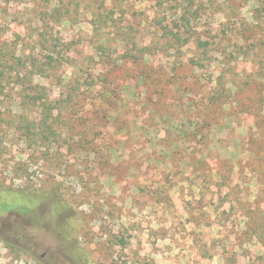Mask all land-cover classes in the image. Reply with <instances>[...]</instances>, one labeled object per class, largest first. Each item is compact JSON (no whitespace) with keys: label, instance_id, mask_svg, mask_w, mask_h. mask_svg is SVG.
<instances>
[{"label":"rangeland","instance_id":"1","mask_svg":"<svg viewBox=\"0 0 264 264\" xmlns=\"http://www.w3.org/2000/svg\"><path fill=\"white\" fill-rule=\"evenodd\" d=\"M4 57L0 189L77 247L0 203V264H264V0H0Z\"/></svg>","mask_w":264,"mask_h":264},{"label":"trees","instance_id":"2","mask_svg":"<svg viewBox=\"0 0 264 264\" xmlns=\"http://www.w3.org/2000/svg\"><path fill=\"white\" fill-rule=\"evenodd\" d=\"M178 39V38H177ZM202 45L206 44L205 41H200ZM199 42V44H200ZM17 62H20V59H16ZM2 67L5 63L9 62V58H2ZM18 62V63H19ZM23 63V62H22ZM19 76V74H17ZM21 78L23 79L26 76L25 72L21 73ZM36 94L33 96L34 98H40L42 96L41 87L36 86L35 88ZM43 112L42 117L39 119V123L41 125L47 126L50 108L48 104L42 103ZM22 118V117H21ZM24 126V125H23ZM28 128V125H25ZM5 197L4 200L0 199V203L7 206H16L25 210V206L31 207L37 202H43L47 205V212L45 214L46 218L51 222V225L55 229V232L62 237L63 249L65 252H72L77 246L75 244V237L69 234V220L72 219L73 210L69 206L67 200L58 192L57 188L53 187L44 192L34 193L29 190L24 191L22 193L13 192V191H3L0 189V195Z\"/></svg>","mask_w":264,"mask_h":264}]
</instances>
